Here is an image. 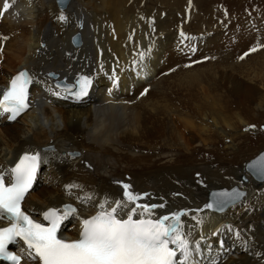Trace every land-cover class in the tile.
Wrapping results in <instances>:
<instances>
[{"label": "bare ground", "instance_id": "6f19581e", "mask_svg": "<svg viewBox=\"0 0 264 264\" xmlns=\"http://www.w3.org/2000/svg\"><path fill=\"white\" fill-rule=\"evenodd\" d=\"M184 1L70 0L61 10L55 0H7L10 7L0 15V87L28 69L36 104L11 125L0 117V172L21 154H38L40 181L24 200V209L37 216L72 205L77 211L68 216L64 231L72 240L82 220L106 199V208L115 207L113 202L123 198L122 185L128 184L143 196L139 203L164 205L152 219L187 213L181 219L194 255L199 245L228 237L227 255L219 264H264V185L258 186L244 169L247 152L257 153L261 146L252 149L244 138L248 121H231L221 103V108L215 104L217 78L223 82L221 93L238 92L232 75L222 68L218 76L211 65L187 69L186 58L180 64L182 52L194 48L190 57L203 54L211 48L206 41L213 42L199 40L197 24L183 25L177 18L178 12L196 18ZM74 34L81 37L80 49L70 43ZM258 47L263 60L249 73L233 72L230 62L223 67L264 92V44ZM227 53L222 60L230 61ZM169 68L173 73L151 82ZM83 74L93 77L94 86L91 96L75 104L63 97L66 90L57 83L69 85ZM203 84L207 90L202 91ZM263 96L259 93L248 108L251 115H260ZM178 128L196 148L183 149ZM226 141L229 145H222ZM47 147L53 150L45 151ZM70 152L77 157L71 159ZM233 186L247 193L240 204L224 213L207 210L210 190ZM126 212L121 218H127ZM233 252L241 255L232 257ZM195 260L206 264L207 257Z\"/></svg>", "mask_w": 264, "mask_h": 264}, {"label": "snow or ice", "instance_id": "6c2138e0", "mask_svg": "<svg viewBox=\"0 0 264 264\" xmlns=\"http://www.w3.org/2000/svg\"><path fill=\"white\" fill-rule=\"evenodd\" d=\"M9 7L6 0L0 15ZM256 50L251 49L253 52ZM143 58L144 54L141 53V60ZM29 83L28 73L21 71L11 80L9 90L0 100V110L8 113L10 121H15L29 109ZM90 84L89 78L82 77L76 95H87ZM39 159L38 154L22 156L9 170L7 183L5 175L0 173V220H6L10 225L0 228V258L10 264H22V259L27 264H188L192 250L181 219L187 213L173 212L152 219L153 211L164 205L139 203L143 196L131 192L128 184L122 185L123 198L113 202L115 207L106 208V199L98 205L99 210L95 215L82 220L78 239L65 241L58 238L61 221L74 214L77 211L75 208L66 206L63 215L48 210L43 214L44 221H47L45 225L36 222L21 207L33 187ZM249 167L260 179H264V156ZM243 195L234 190L231 199L239 200ZM87 199L91 200V197ZM221 203L217 199L206 207L212 209ZM125 208L126 219L120 216ZM137 209L141 211L137 212ZM20 241L23 242V255L10 254L9 245ZM178 251L183 261H179Z\"/></svg>", "mask_w": 264, "mask_h": 264}, {"label": "rangeland", "instance_id": "374dc122", "mask_svg": "<svg viewBox=\"0 0 264 264\" xmlns=\"http://www.w3.org/2000/svg\"><path fill=\"white\" fill-rule=\"evenodd\" d=\"M184 6L186 7L185 10L187 11L192 10L196 14V18L191 19L189 17H186L185 14L179 15V12L177 13V18L181 19L182 22H184L183 25H186L185 23L190 24V26H192V24H197V26L200 28L198 30L201 31V34L198 35L199 40L207 38L206 40L210 39L213 40V42L206 41L211 42V48H209L208 50L203 49L205 50L203 54L201 53L196 56L190 57L189 52L194 53V48H190L189 52H182V54H184L185 56L188 55V57H185L184 55L180 54V64H183L185 62L183 65L187 66V69L195 66L200 67L202 69L206 65H211L214 69H216L215 71L218 72V74L220 73L218 76L222 75L221 72H223V69L224 73L232 75L231 78L234 79L233 82L237 85L238 92L234 95L230 93V95H226V93H221V90L223 88L221 86L223 85V82H220V77L219 79L217 78V83H219L220 86L218 85V91L215 93V104L216 106L221 108L219 105V103H221V109H223L225 115L228 118L232 119L231 121H236L237 117H240L250 123L249 125H247V127H245L246 129H242L243 132H248L244 138L247 142H249V146L252 149L257 148L259 146L261 147L257 153L255 152V150L254 152H252V154L250 150L247 152V159L249 161L264 149V100L262 103L263 109L261 110V113H259L260 115H258L257 117L251 115L252 112L249 113L248 108L251 107L257 101L258 94L261 93V95H264V92L259 90L258 87L251 85L249 82L244 81L245 79L242 77L240 78V76H238V73L233 72L248 70L247 73H249V71L253 69V66L254 68L258 67L256 65L258 63L260 64V62L263 60V58H261L263 55L262 50H258V52H253L250 50L252 54H249L248 52L249 48H259V45L262 46L264 44V0H185ZM190 34L194 37L195 35H197L193 31ZM249 44L251 47L249 46L247 50L244 49ZM223 46L227 48L226 52L225 50H223L224 48L222 49ZM73 49H80V47H73ZM242 49L243 52L238 54V51H242ZM227 52H229V55L231 57L230 61L222 60V57L228 54ZM246 53L247 55H245ZM215 54L217 57L215 56ZM241 57H243V59H241ZM185 58L188 59V61L185 60L183 62ZM222 61L223 63H221ZM229 62V65H232V68L234 70L233 72L223 67L227 66L226 63ZM225 70H228L229 72H226ZM171 73H173V71H171V69L169 68L166 73H159L151 82L156 83L161 76L169 75ZM204 90H207V85L205 84L202 85V91ZM218 99L220 100L219 102ZM251 99L254 100L253 103H250ZM173 100L175 99L173 98ZM5 124L7 123L5 122ZM237 129L239 131V129L241 130V127L238 125ZM178 131L181 135V140H179V142L183 146V149L184 147H186L185 151L196 148L195 145L191 144L186 133H184L181 128H178ZM185 143L188 145H185ZM223 143L229 145L228 141L222 142V145ZM220 145L221 140L217 146L220 147ZM51 149L53 150L52 147ZM247 162H244V166ZM81 164H84V162ZM244 182L245 180H241V183ZM263 185L264 183L258 186L261 187ZM34 191H39V187H36ZM68 225L69 223L66 226ZM233 253L234 254H232V257L235 258L241 255V253L239 252Z\"/></svg>", "mask_w": 264, "mask_h": 264}, {"label": "water", "instance_id": "95a60500", "mask_svg": "<svg viewBox=\"0 0 264 264\" xmlns=\"http://www.w3.org/2000/svg\"><path fill=\"white\" fill-rule=\"evenodd\" d=\"M68 1L69 0H56L59 8H61V9L66 7ZM72 44L75 47H78L80 45V37H79L78 34L73 36ZM61 85L65 86V88H70L69 86H67V85H65L63 83ZM262 156H264V150L262 152H260L255 158H253L252 160L248 161L245 164V167H244L245 171L247 173H249L250 176H252L254 178V180L257 181L259 184L263 183L264 179H260L259 176L255 174L254 170L250 169L249 166L252 165L254 162L258 161ZM234 190L237 191V192H242L245 195V192L241 191L237 187H232V188H229V189L220 188V189H212V190H210L208 192V195H207V204L215 203L217 199H220L222 201V203L217 205V206H215L212 209H209V210L213 211V212H216V213H223L227 209H229L231 206H233L234 204L240 202L242 200V198L244 197V195L239 200H233V199H231V196H232V193H233ZM219 194H223V195H219Z\"/></svg>", "mask_w": 264, "mask_h": 264}]
</instances>
